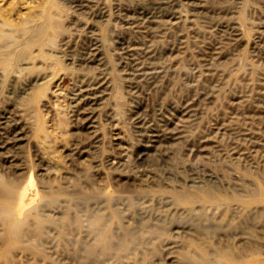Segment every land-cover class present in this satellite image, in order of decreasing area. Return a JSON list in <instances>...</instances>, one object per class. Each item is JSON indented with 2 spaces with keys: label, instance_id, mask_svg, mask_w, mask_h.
Returning <instances> with one entry per match:
<instances>
[{
  "label": "rangeland",
  "instance_id": "obj_1",
  "mask_svg": "<svg viewBox=\"0 0 264 264\" xmlns=\"http://www.w3.org/2000/svg\"><path fill=\"white\" fill-rule=\"evenodd\" d=\"M0 121V264H264V0H0Z\"/></svg>",
  "mask_w": 264,
  "mask_h": 264
},
{
  "label": "bare ground",
  "instance_id": "obj_2",
  "mask_svg": "<svg viewBox=\"0 0 264 264\" xmlns=\"http://www.w3.org/2000/svg\"><path fill=\"white\" fill-rule=\"evenodd\" d=\"M166 1V0H165ZM152 4V3H151ZM81 5V4H80ZM158 5V4H157ZM166 5V4H165ZM165 7V6H164ZM45 11V10H44ZM161 11V10H160ZM154 14V13H153ZM164 15V14H163ZM169 17V16H168ZM42 19V18H41ZM144 19V18H143ZM17 22V21H16ZM20 22V21H19ZM33 22V21H32ZM55 23V22H54ZM40 24V23H39ZM43 23H41V25H42ZM40 25V26H41ZM54 25V24H53ZM34 27V26H33ZM36 27V26H35ZM39 27V26H38ZM30 30H31V28H30ZM20 31V30H19ZM34 32V31H33ZM51 34V33H50ZM20 36H21V34H20ZM33 36V35H32ZM13 37V36H12ZM31 38V37H30ZM12 39V38H11ZM29 39V38H28ZM94 39V38H93ZM14 40V39H13ZM12 40V41H13ZM29 41V40H28ZM7 42H8V40H7ZM20 42V41H19ZM3 43V42H2ZM10 45V44H9ZM13 46H14V44H13ZM101 54V53H100ZM146 55V54H145ZM15 56V55H14ZM93 56V55H92ZM150 59V58H149ZM10 60V59H9ZM12 60V59H11ZM143 60V59H142ZM10 64V63H9ZM154 67V66H153ZM132 70V69H131ZM156 74V73H155ZM163 75V74H162ZM189 113V112H188ZM82 117V116H81ZM3 121V120H2ZM1 122V121H0ZM1 127V126H0ZM143 124H141L140 125V128H141V132L144 130L143 128ZM149 130V129H148ZM172 131V130H171ZM183 132V131H182ZM170 133V132H169ZM180 133V131H178V132H173V133H171V136L172 137H176V136H178V134ZM7 134H8V132H7ZM20 135V134H19ZM17 137V136H16ZM15 138V137H14ZM169 138V137H168ZM180 138V137H179ZM12 141V140H11ZM3 142V141H2ZM165 144V143H164ZM201 145V144H200ZM117 146V145H116ZM118 149V148H117ZM244 149V148H243ZM122 151V150H121ZM166 152V151H165ZM235 153V152H234ZM158 155V154H157ZM163 155V154H162ZM114 160V159H113ZM119 161V160H118ZM124 163V162H123ZM117 167V166H116ZM29 181H32V175H31V173H30V175H29ZM4 182V181H3ZM12 181H10L9 182V180L8 181H6V182H4V183H0V188H4L8 193L9 192H11V190H12V188H13V186L15 185L14 184V182H13V184L11 183ZM31 183V182H30ZM17 184V183H16ZM15 187H16V185H15ZM15 187H14V191H15ZM3 189V190H4ZM2 190V191H3ZM1 190H0V198H2V196H6V195H3V192H2ZM13 194H14V192H13ZM9 195V194H8ZM4 198V197H3ZM6 198H8V197H6ZM5 199V198H4ZM5 200H8V199H5ZM2 201L5 203V201L2 199ZM9 203H10V201H8ZM8 202H6L7 204H9ZM2 204V203H1ZM5 204H3V206H4ZM2 206V207H3ZM5 206H10V204L9 205H5ZM11 207V206H10ZM10 207H9V209H10ZM6 208V207H5ZM8 210V209H7ZM11 210V209H10ZM10 212V211H9ZM11 214V213H10ZM0 218H2V217H0ZM3 219V218H2ZM11 219V218H10ZM16 219V218H15ZM4 220V219H3ZM2 221V220H1ZM4 223V222H3ZM17 223V222H16ZM21 223V222H20ZM23 223V222H22ZM26 224V223H25ZM7 225V224H6ZM64 225V224H63ZM16 226V225H15ZM15 226H13V227H15ZM19 226V225H18ZM17 226V227H18ZM21 226V225H20ZM7 228V227H6ZM8 229H9V227H8ZM23 229H25V228H23ZM26 230V229H25ZM24 230V231H25ZM6 231H8V230H6ZM26 232V231H25ZM19 233H20V231H19ZM13 234V233H12ZM11 234V235H12ZM21 234L23 235L24 233H22V231H21ZM17 234H15V238L16 239H19V238H17V236H16ZM5 238V237H4ZM4 238H3V240H4ZM14 238V237H13ZM14 238V239H15ZM6 239V238H5ZM7 240V239H6ZM4 242V241H3ZM3 242H2V244H3ZM6 246V245H5ZM205 260V259H204Z\"/></svg>",
  "mask_w": 264,
  "mask_h": 264
}]
</instances>
